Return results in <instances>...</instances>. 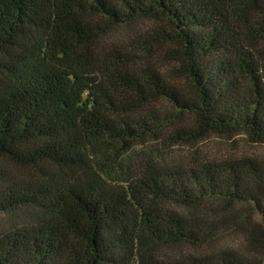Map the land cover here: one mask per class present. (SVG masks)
<instances>
[{"label": "trees", "instance_id": "trees-1", "mask_svg": "<svg viewBox=\"0 0 264 264\" xmlns=\"http://www.w3.org/2000/svg\"><path fill=\"white\" fill-rule=\"evenodd\" d=\"M239 132L264 147V0H0V159L35 172L0 169V264H264V154L135 149Z\"/></svg>", "mask_w": 264, "mask_h": 264}, {"label": "rangeland", "instance_id": "rangeland-1", "mask_svg": "<svg viewBox=\"0 0 264 264\" xmlns=\"http://www.w3.org/2000/svg\"><path fill=\"white\" fill-rule=\"evenodd\" d=\"M144 29H148V26L145 24ZM144 31L143 29H141ZM120 33V32H119ZM126 31L122 32L120 35L116 32L115 38L118 41H125L128 38ZM121 37V39H120ZM120 39V40H119ZM116 42V43H117ZM139 62H147V60H154L156 58L155 51L150 52L146 56L142 53H138ZM167 66L160 65V69L165 71ZM167 104L161 103L160 107H163ZM162 141V140H158ZM158 141H152L148 143H143L135 147L139 155H150L154 154L156 158H163L165 162L175 163V164H189L193 157L195 159L209 157V158H219L223 156H240V155H258L264 154V147L259 144L252 142L244 133H237L230 136L224 135H210L204 140L198 141L194 144H174L161 142L158 144ZM136 156V154H133ZM0 169L2 172L7 173L11 176H15L19 179L24 178H33L35 172L28 169H19L16 166L3 161L0 159ZM17 214V213H16ZM25 217L19 215H7L0 217V233L6 231V227H10L12 223L17 221L25 220Z\"/></svg>", "mask_w": 264, "mask_h": 264}]
</instances>
